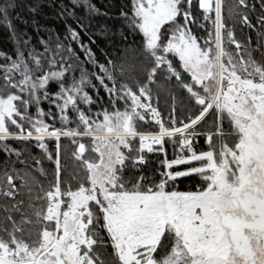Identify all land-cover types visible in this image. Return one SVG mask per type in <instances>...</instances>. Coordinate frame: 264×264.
I'll return each instance as SVG.
<instances>
[{"label":"snow or ice","instance_id":"obj_1","mask_svg":"<svg viewBox=\"0 0 264 264\" xmlns=\"http://www.w3.org/2000/svg\"><path fill=\"white\" fill-rule=\"evenodd\" d=\"M112 7L0 0V264H264V0Z\"/></svg>","mask_w":264,"mask_h":264},{"label":"trees","instance_id":"obj_2","mask_svg":"<svg viewBox=\"0 0 264 264\" xmlns=\"http://www.w3.org/2000/svg\"><path fill=\"white\" fill-rule=\"evenodd\" d=\"M47 2V0H46ZM59 2V0H58ZM64 2H68V0H64ZM124 0H92V3H94L98 8H100L101 12L105 11V8L108 5H113L111 8V11L109 12V17L105 16H96L92 19V25L95 28L102 27L104 25H109V26H115L116 28H119L120 26V21L116 19L117 16V9L115 7V4L117 3H122ZM82 12L86 10H81ZM51 10L48 9L46 6L43 8V14L41 16H38L37 19L41 21L42 24L46 23L44 17L45 16H51ZM21 15V16H27L28 14L24 12L22 9H18L15 11L11 12V18L13 21L16 23L17 27L20 30H24V25L20 24L18 21H16V16ZM49 26L53 23L51 20L47 21ZM27 32L29 35L33 37V42H35L36 39V33L32 30L31 27H28ZM102 47L104 46L103 44L101 45ZM11 47V44L9 42V30L7 29L6 25L3 22H0V50H7ZM172 155L171 148L169 146V156Z\"/></svg>","mask_w":264,"mask_h":264}]
</instances>
